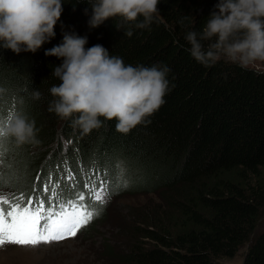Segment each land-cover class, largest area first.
<instances>
[{
	"label": "trees",
	"instance_id": "trees-1",
	"mask_svg": "<svg viewBox=\"0 0 264 264\" xmlns=\"http://www.w3.org/2000/svg\"><path fill=\"white\" fill-rule=\"evenodd\" d=\"M218 2L160 0L159 15L147 27L116 17L92 28L89 0H62L50 42L19 55L0 47V117L22 112L35 122L39 144L34 155L28 149L12 160L19 163V179L8 188L30 194L38 174L43 179L71 171L82 190L94 166L114 174L123 161L130 183L141 178L147 193L164 202L163 214L139 223L124 264H217L247 244L241 264H264V229L258 230L264 212V72L224 58L206 66L191 56L185 39L189 31L202 32ZM66 33L87 37L86 48L102 45L125 65L167 67L165 103L127 134L103 118L100 128L84 134L71 119L50 112L56 99L50 89L60 83L52 73L62 60L45 51ZM214 40L203 41L205 49ZM3 147L6 158L24 151L10 141ZM61 188L71 193L63 181Z\"/></svg>",
	"mask_w": 264,
	"mask_h": 264
},
{
	"label": "clouds",
	"instance_id": "clouds-1",
	"mask_svg": "<svg viewBox=\"0 0 264 264\" xmlns=\"http://www.w3.org/2000/svg\"><path fill=\"white\" fill-rule=\"evenodd\" d=\"M89 3L92 28L116 17L143 28L159 15L160 0H89ZM215 8L202 32L186 34L191 56L206 66L221 58L241 67L264 62V0H219ZM62 11V0H0V47L17 55L35 53L55 37L54 29ZM140 17L142 22H138ZM126 35L131 36V31ZM213 38L214 42L205 49L203 41ZM87 43V37L66 33L60 45L45 51L46 56L62 60L53 69L52 75L60 83L50 89L56 99L50 103L49 111L62 119H71L84 134L100 128L101 118L115 120L116 130L127 134L165 103L169 69L125 65L122 58L110 56L102 45L86 48ZM34 98H40L38 91L34 92ZM37 131L35 122L22 112L0 117V137L17 147L38 143Z\"/></svg>",
	"mask_w": 264,
	"mask_h": 264
},
{
	"label": "snow or ice",
	"instance_id": "snow-or-ice-1",
	"mask_svg": "<svg viewBox=\"0 0 264 264\" xmlns=\"http://www.w3.org/2000/svg\"><path fill=\"white\" fill-rule=\"evenodd\" d=\"M3 146L0 137V249L37 248L75 238L102 215L114 195L130 186L127 169L118 160L114 174L109 173L108 166L103 170L94 166L85 174L83 190H77V184L73 183L76 177L68 171L59 177L50 172L43 179L38 174L30 194L5 193L3 188L11 187L19 178L15 173L4 172ZM62 181L72 189L71 195H65Z\"/></svg>",
	"mask_w": 264,
	"mask_h": 264
},
{
	"label": "rangeland",
	"instance_id": "rangeland-1",
	"mask_svg": "<svg viewBox=\"0 0 264 264\" xmlns=\"http://www.w3.org/2000/svg\"><path fill=\"white\" fill-rule=\"evenodd\" d=\"M247 68L264 72V62L257 61ZM39 144L22 146L24 151H16L15 155L5 158L6 164L12 165L9 169L4 167V172L14 173L28 149L32 155L38 152ZM24 164V163H23ZM21 166V165H20ZM135 164L129 169L134 170ZM41 176V175H40ZM127 190L114 195L107 204L102 217L93 226L85 231H80L75 238H69L50 246L42 245L37 248H21L6 246L0 249V264H124L129 247L132 248L135 231L140 222L151 220L152 215H158L164 208L160 196L147 193V187H142L141 178L135 177ZM264 186V177L261 180ZM140 184V186H139ZM21 189V187L19 188ZM19 189L9 190L3 188L5 193L19 194ZM264 229V212L258 221V230ZM248 244L239 247L232 258H221L217 264H241Z\"/></svg>",
	"mask_w": 264,
	"mask_h": 264
}]
</instances>
